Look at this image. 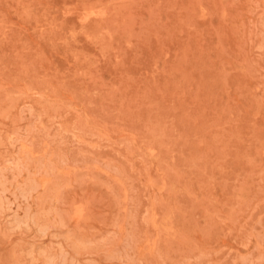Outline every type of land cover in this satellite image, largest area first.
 <instances>
[{"label": "rangeland", "instance_id": "374dc122", "mask_svg": "<svg viewBox=\"0 0 264 264\" xmlns=\"http://www.w3.org/2000/svg\"><path fill=\"white\" fill-rule=\"evenodd\" d=\"M0 264H264V0H0Z\"/></svg>", "mask_w": 264, "mask_h": 264}]
</instances>
